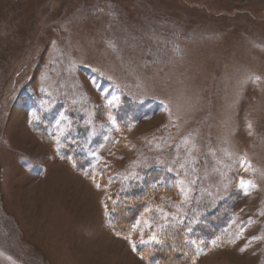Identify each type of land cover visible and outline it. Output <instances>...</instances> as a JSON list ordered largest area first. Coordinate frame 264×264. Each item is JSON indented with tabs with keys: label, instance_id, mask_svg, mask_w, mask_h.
I'll list each match as a JSON object with an SVG mask.
<instances>
[{
	"label": "rangeland",
	"instance_id": "obj_1",
	"mask_svg": "<svg viewBox=\"0 0 264 264\" xmlns=\"http://www.w3.org/2000/svg\"><path fill=\"white\" fill-rule=\"evenodd\" d=\"M152 167L179 192L113 231L109 200ZM217 201L193 264H264V0H0V264H151L137 243Z\"/></svg>",
	"mask_w": 264,
	"mask_h": 264
},
{
	"label": "trees",
	"instance_id": "obj_2",
	"mask_svg": "<svg viewBox=\"0 0 264 264\" xmlns=\"http://www.w3.org/2000/svg\"><path fill=\"white\" fill-rule=\"evenodd\" d=\"M123 103L124 106L118 107L114 112L112 111V114L116 125L127 127L136 116L130 113V116L127 115V110L138 109L127 99ZM149 106L153 108L151 104ZM40 123H37L35 128L46 139L45 128L41 130L38 128ZM107 126L112 127L108 122ZM67 135L74 136L71 130ZM68 145H61V153L71 156L79 170L90 172L95 169L90 164L89 167L85 165L88 164V154L86 156L79 148V151H73L72 142ZM69 147H72V152ZM173 180H175L174 175L165 167L148 168L141 176L129 180L123 189L109 200L107 209L109 227L118 233L135 236L136 225L146 213H151V217L157 218L160 213L159 202L167 203L170 198L177 195L179 190ZM159 192H163V195L159 196L158 200L156 194ZM226 204L227 201L195 204V208L188 211L181 221L159 229L155 240L149 239L137 243L136 251L151 264H193L201 252L211 247L212 241L220 232L219 227L224 218L223 211L227 208Z\"/></svg>",
	"mask_w": 264,
	"mask_h": 264
},
{
	"label": "snow or ice",
	"instance_id": "obj_3",
	"mask_svg": "<svg viewBox=\"0 0 264 264\" xmlns=\"http://www.w3.org/2000/svg\"><path fill=\"white\" fill-rule=\"evenodd\" d=\"M34 119H35V117H34ZM152 239L155 240V237H152Z\"/></svg>",
	"mask_w": 264,
	"mask_h": 264
}]
</instances>
